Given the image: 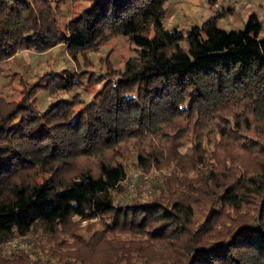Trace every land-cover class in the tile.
Here are the masks:
<instances>
[{"label":"trees","instance_id":"trees-1","mask_svg":"<svg viewBox=\"0 0 264 264\" xmlns=\"http://www.w3.org/2000/svg\"><path fill=\"white\" fill-rule=\"evenodd\" d=\"M66 1L0 0V62L59 42L77 60L72 70L37 72L17 98L0 95V240L37 223L98 215L99 233L130 234L104 264H131L133 254L140 264H264V34L257 14L225 28L215 10L183 31L164 22L170 0H88L62 31L56 14ZM118 34L135 44L134 53L121 66L106 55L103 69L92 71L89 53ZM94 83L87 101L74 92L37 105L40 88ZM214 134V156L230 173L207 170L217 188L200 216L179 196L116 198L132 151L140 165L186 166L182 140ZM203 161L195 143L187 162ZM134 240L171 249L151 255L132 247Z\"/></svg>","mask_w":264,"mask_h":264},{"label":"rangeland","instance_id":"rangeland-1","mask_svg":"<svg viewBox=\"0 0 264 264\" xmlns=\"http://www.w3.org/2000/svg\"><path fill=\"white\" fill-rule=\"evenodd\" d=\"M87 2L88 0H67L62 4V10L56 14L62 31L65 30L68 17L76 14ZM214 2L215 6L210 0H170L167 3L164 22L168 27L176 26L185 31L192 20H201L211 12L212 8L211 13H214L215 10L224 12L227 7L234 8L236 12H228L231 21H228L230 17L227 12L222 19L220 15L217 17V23L222 27L229 23L226 28L241 27L245 11L248 9V13L256 6L259 7L257 16H264V0H214ZM260 34H264V21ZM134 46L135 44L125 35L111 36L98 51L89 53L93 63L90 69L95 72L102 70L106 55H109L113 65L121 66L123 60L134 53ZM76 65L77 60L72 58L61 42L43 51L19 50L10 58L0 62V95L17 98L29 82L34 80L37 72L40 73L49 67L55 69L67 67L72 70ZM99 84L94 83L86 88L84 85H79L56 92L40 88L37 91L36 102L39 107H44L56 97L70 98L74 92L87 101ZM80 105L81 102L75 104L76 107ZM209 136L195 138L190 135L182 140L179 151L182 153L181 160L183 159L186 166L182 165L181 161L179 164L174 161H162L159 164L151 162L148 165H140L132 151L124 159L126 173L115 190L116 198L143 200L157 194L179 196L192 204L195 217L200 216L207 207L208 199L212 198L217 188L216 179L207 170L221 172L223 176L230 173L228 162H224L221 156L220 159L214 156L218 154V150L214 147L216 134ZM195 143L204 154V161L197 166L187 162ZM249 161L252 162L251 159ZM100 228L101 219L98 215L89 218L72 215L62 224L52 226L37 223L25 233L13 234L8 239L0 240V264H104L115 249H118L117 241L130 234L120 231L99 233ZM146 242L147 245H143L138 240H134L131 246L141 248L143 251L147 249L151 255L156 252L163 254L170 252V246L164 241ZM140 261V257L133 254L129 263L140 264Z\"/></svg>","mask_w":264,"mask_h":264},{"label":"crops","instance_id":"crops-1","mask_svg":"<svg viewBox=\"0 0 264 264\" xmlns=\"http://www.w3.org/2000/svg\"><path fill=\"white\" fill-rule=\"evenodd\" d=\"M251 2H253V1H251ZM211 3V2H210ZM248 2H246V4H247ZM212 4L215 6V2H214V0H213V2H212ZM212 5V6H213ZM227 8H230L229 9V11L228 10H226V11H222L223 13L220 15V18L222 19V17H223V15L227 12V15L230 17V14L228 13V12H233L235 9L234 8H231V7H227ZM234 9V10H233ZM248 10V9H247ZM247 10L245 11V15L244 16H246V14H247ZM250 10H252V11H254L257 15H258V13H259V7H254V8H252V9H250ZM211 12H213V8L211 9ZM208 13V14H212V13ZM235 12V11H234ZM236 13V12H235ZM264 17V16H263ZM228 21H231V17H230V19H228ZM191 22H197V20H192ZM190 22V23H191ZM227 25H225V26H223V27H227L228 25H229V23H226ZM189 25L190 24H188V26L187 27H189Z\"/></svg>","mask_w":264,"mask_h":264},{"label":"built area","instance_id":"built-area-1","mask_svg":"<svg viewBox=\"0 0 264 264\" xmlns=\"http://www.w3.org/2000/svg\"><path fill=\"white\" fill-rule=\"evenodd\" d=\"M258 18L260 19L261 22L264 21V17L263 16H259Z\"/></svg>","mask_w":264,"mask_h":264}]
</instances>
